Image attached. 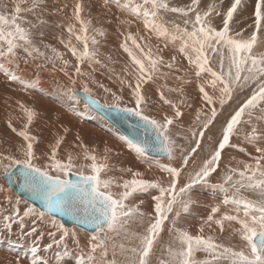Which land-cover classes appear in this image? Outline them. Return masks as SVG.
<instances>
[{
    "label": "snow or ice",
    "instance_id": "1",
    "mask_svg": "<svg viewBox=\"0 0 264 264\" xmlns=\"http://www.w3.org/2000/svg\"><path fill=\"white\" fill-rule=\"evenodd\" d=\"M29 2L30 6L22 7L23 4ZM41 3L42 0H13V8L10 12L7 11L6 5L3 6V10H0V60L3 61L0 63V70L3 71L8 80L23 79L17 74L21 60L27 64L29 59H36L37 57H45L47 60L53 59L41 52L34 42L36 34L34 30L46 25L47 21L37 16L36 22H33L26 15H23L24 13L35 14ZM199 5L200 0H190V4L185 7H172L169 0H142V2L128 0V4L125 5V10L129 11L130 15L140 18L144 29L154 35L157 40L163 41L165 48L169 45L175 46L178 53L187 60L197 81L199 98L203 105L208 108L207 112L203 108L196 110L195 127L189 129L194 146L185 153V149L178 145L177 141L170 135V126L174 124L175 120L183 116V112L177 104L167 99L162 89H158L160 99L174 109V116L165 115L162 120H158L145 114L142 107L146 104L145 95L142 91L143 85L157 79V74L160 73L162 66L172 70L176 63V57L172 56L166 62L164 56L160 54L163 49L157 48L154 53L152 47L145 41V37H139V41H144L141 44L132 33L127 34L121 47L128 53L133 67L131 72L126 68L125 73L132 75L135 83L133 85L126 80H121V83H128V86L132 88L134 106L120 107L123 97L112 93L114 100L109 107L119 108L121 112L138 117L154 131L156 140L152 144L128 137L122 138L127 147L134 151L138 157H145L151 150L165 153L168 160L172 161L176 159V149H180V166L161 165L157 162L156 166L162 173L167 174L166 178L149 180L143 178L144 173L140 171H133L131 168L124 169L123 171L131 174V179H122V182L118 183L117 186L123 188V191L114 194L110 187L115 181L113 179L101 180V172L108 168L106 163L108 156L103 157L104 162L97 163V156L90 154L86 146L81 145L85 148V158L92 161L90 175H84L83 171L80 172L84 184L88 185L90 189L86 192L78 184H73L63 178L72 170L74 163L71 154L68 155L66 163L56 158V150L61 140L56 141L50 157V168L56 174H52L48 169L34 163V160L37 159L33 147L36 137L31 136L28 132V126L32 122L34 112L21 105V108L27 113V123L24 125V130L18 133L27 141L26 146L22 149L24 158L4 157V159L11 160V164L6 167L5 171L7 173L13 165L22 166L26 190L33 197L42 200L49 212L59 211L75 215L81 211V205L84 206V219L80 222H87L90 227L95 229V232L88 242L87 251L81 249L76 256V264H152L151 257L157 237L163 231L164 223L169 220V215L172 213L175 215L172 218V227L169 232L174 239L167 247V259H159V264H214V262L221 260H227L229 264H264V147L260 146L261 142H264V130L252 126L251 130L245 134V140L252 144L255 151L259 153L258 156L253 157L252 163L241 162L243 163L242 169H228L222 183L210 184L208 179L218 170L221 154L226 146H229L231 138L237 133L238 126L242 124L251 125L252 117L256 112H260L256 118L257 123H264V53L257 54L254 51L259 43L264 42L261 40V37H264V0H255L253 31L247 38L243 37L242 32L232 34L230 27V22L233 20L238 6L241 5V0H232L230 7L223 13L222 27L219 29L213 26L210 21L211 14L215 11L214 7L209 6L207 10L201 12L198 10ZM82 10L81 3L77 2L74 7V19L80 25L79 31L75 30L74 25H68L67 31L70 39L67 42L61 40V43L71 51L72 55L77 57L78 62L75 67L77 75H87L81 71L80 67L85 61L100 63L97 58L98 50L95 48L90 50L89 48V40H91L92 45H96L98 41L95 35L89 36L91 20L82 19ZM168 12L178 13L182 18V23L166 21L164 14ZM216 15H221V13L217 11ZM121 23L131 22L121 21ZM169 24L171 27L168 26ZM60 26L57 25V27ZM93 31L100 36L104 35V31L101 29H93ZM39 35L43 36L44 33L41 31ZM73 36L77 42L82 44V50L72 43L71 37ZM129 41L138 50L139 55L129 48ZM51 51L56 58H63L55 48H52ZM21 53L24 55L21 56ZM213 55L219 56L218 68L216 69L211 66ZM64 63L67 64L68 61L65 60ZM61 70L63 71V69ZM176 71L179 69L177 68ZM65 74L67 75V73ZM163 75L168 74L164 73ZM206 76L207 79H205ZM176 79L182 80L184 83L191 82L181 76H177ZM38 82L37 80L36 83ZM253 85L255 87L251 94L222 125L219 140L214 141L211 136L208 137L210 145L215 143L216 146L202 161L201 165L189 173L187 181L181 185L182 173L188 167L190 160L195 162L192 159L194 154L201 149L206 132L210 131V126L217 119V100L220 108H223L233 98V93L237 89H244ZM99 87L103 88L105 92H111V89L105 88L103 84H99ZM209 88L212 90L211 92L208 90ZM167 90L178 92L183 97V87ZM83 91L90 93L87 84L84 85ZM217 92L219 93L218 96L215 95ZM65 94L72 100L77 99L72 90ZM89 98L91 99V97ZM185 99L182 98L180 103H185ZM92 102L97 103L94 100ZM87 106L86 104L85 107ZM201 116H205L206 119L201 120ZM246 116L248 119H245ZM9 127H12L11 123H9ZM12 130L16 131L15 128ZM183 139L187 140L189 137L184 136ZM77 140H79V136H77ZM108 151L106 148L105 152ZM237 176L238 178L234 179ZM9 179H11V175H9ZM165 179L167 180L166 184ZM197 185L219 190L225 194L222 204L233 206V214L225 212L218 219H214V217L220 213V205L213 206L204 224L211 227L212 223H215L222 232L224 221L236 222L239 225L236 231L241 239L246 242L244 248L235 250L233 247L218 243L212 236L206 237L203 234L204 225L199 228L197 234H192L188 229L178 226L181 212L187 213L193 203L190 193ZM149 189H158L159 194L152 197L155 204L153 212L149 214L150 222L147 228L143 234H132L138 241L135 246L126 248L124 243L119 245L112 243L110 254L109 241L113 237L109 234L120 236L123 233L125 238H128L130 221L135 217L145 216L139 206L143 204L142 200L139 204L131 206L125 201L134 193L145 192ZM241 189L258 190L260 199L253 201L240 196ZM89 207L92 209L91 212L88 210ZM33 214L39 221L44 220L45 214L32 208L24 211L23 216L28 217ZM18 216L19 211L16 210L14 215L0 217L4 222L5 229H11L13 220ZM20 223L23 225V218L20 219ZM33 223L35 224L36 221L34 220ZM52 223L55 224V221ZM59 229L63 230L62 234L58 240L53 241V244L58 247L63 245V252H57V256L71 255L64 243L69 232L63 228V225H60ZM36 232L37 228L33 227L29 235ZM49 235L54 236L55 233H49ZM72 235L75 237L74 233ZM74 242L79 248V241L74 239ZM53 244H49L47 247L52 248ZM35 250L34 248L33 251ZM198 251L208 253L211 260L197 261L195 253Z\"/></svg>",
    "mask_w": 264,
    "mask_h": 264
},
{
    "label": "rangeland",
    "instance_id": "2",
    "mask_svg": "<svg viewBox=\"0 0 264 264\" xmlns=\"http://www.w3.org/2000/svg\"><path fill=\"white\" fill-rule=\"evenodd\" d=\"M137 1L142 2V0H137ZM209 1H211V2L209 3ZM209 1L208 0H205V1L200 0V5H202L204 7V11L207 10V8L209 6L215 7L214 8L215 11H213L214 13L212 12V14H211L210 21L213 24V26H215L219 29L220 27H222V19H223L222 14L224 12H226L228 7H230L232 0H209ZM242 1L244 2L246 0H241V5L238 6L237 12L234 13L233 20L230 22V27L232 29V34H235L236 32H242L243 37L247 38L251 34V32L253 31L252 25H253V20H254L253 13H254L255 0H253L254 3L252 2V5H250L251 9H249L250 7H246L248 9L245 12L243 10L244 4ZM77 2L81 3V5H82V9H83L81 12L82 19H84L86 21L91 20V24L89 25V36L95 35L97 41H99L96 45H92L91 40H89V48H90V50H92L93 48L98 50V57L97 58L100 60V63L96 64V63H90L89 61H86L80 65L81 71L86 73L87 75H77L76 74L75 67H76L77 62H78L77 57L73 56L71 51L68 48H66L64 44L61 43V40H64L65 42H67L70 39V36L68 34V31H67L68 25H74L75 30H77V32L79 31L80 25L74 19V7H75V4ZM118 2H121V4L119 5L120 8L118 6V8L116 7L115 9H113V7ZM202 2H204L205 4ZM248 2H250V1L248 0L246 3L248 4ZM71 3H74V4L72 5ZM169 3H170V6H172V7H185V6L190 4V0H169ZM127 4H128V0H94V2H93V0H55V1L54 0H42L40 8H38L36 10L35 14H33V13H24L23 14V15H26L27 18L29 20H32L33 22H36L37 16H39L40 18L47 21L46 25L34 30L36 33L34 36V42H35V45L40 48L41 52H44L46 56L52 57L53 59L47 60V59H45V57H37L36 59H30L31 64L28 63L27 65L30 64L31 69L30 68H23L21 63H20V69L17 72V74L20 75L21 77H23V79L22 80H16V81L7 80V81L3 82V85H5L4 89L7 86H9L10 88L7 89V90H9L7 93H2L4 90H2V92L0 93V99H1L0 100V174H3L0 176H4L5 174H7L10 171V169L13 166H15V165H13L8 170V172L6 173L5 169L9 164H11V160L10 159H4V157H15L17 159H23L24 158V154H23L22 149L26 146L27 141H25L23 139V137H21L18 134L20 131L24 130V125L27 123V113L24 111V109L21 108V105H23L25 108L31 109L34 112L32 122L28 126V132L31 136L36 137V140L33 142V147H34L35 155L37 157V159L34 160V163L37 166L48 169L49 171L52 172V174H56L55 171L50 168V165H51L50 157H51L53 146L56 144V141L61 140V143L56 150L57 151L56 158L58 160L66 163L68 155L71 154L73 157L74 167L72 168V170L69 173H75L77 175H80V172L83 171L84 175H90L91 174L90 165H91L92 161L90 159L85 158V155H84L85 148L81 147V145H83V146H86V148L90 154H94L97 156V158H98L97 163L104 162L103 157L105 155L108 156V160L106 161V163L108 164V168L101 172V180L113 179L115 181V183H113L110 187V190L112 188L116 189L113 191L111 190L114 194H119L120 192L123 191V188L118 187L117 184L121 183L122 179H131V177L128 178V176L122 175L126 172V171L123 172V170L128 169L130 167H128V166L123 167L118 162L115 163V162L109 161V156L112 157V156H116L119 153H121L122 150L118 144H121L123 150H127L128 152L132 151L131 149H129L127 147L125 140L122 139L124 136L119 131H117L114 127H112L109 123H107L103 118H101L99 115H97L96 113L91 111L88 107H85L84 105H86V104L80 98L76 97L77 98L76 100H72L65 93L69 90L83 91L84 85L87 84L88 88L90 89V93H88V94H90V96H94L93 98L96 99L101 104H103L104 106L109 107V105H112L113 100H114L112 93H115L118 96L119 95L122 96L124 94V96H122L123 100L120 102V107L134 106V98L132 96V88H130L128 86V83H121V80H126L129 83H133V85L135 83L134 77L132 75H127L125 73L126 68L128 69L129 72H131L130 70H132L133 65L131 62V58L129 57L128 53L125 52L124 49L121 47V44L124 43L125 38L129 32L132 33L134 36H136L138 42H140L141 44H143L144 41H139V37L140 36L145 37V41L147 40L146 42L152 47L154 53L157 50L156 48H159L160 43L158 44L157 42H155L153 40L156 38L154 35L151 34L152 37H150V34H147L145 32L147 30L144 29V27L142 25V20L140 18H138L134 15H130L129 11H127V10L124 11L125 5H127ZM5 5L7 6V11L10 12L13 8V0H0V10H3V6H5ZM97 5L98 6L100 5V6L98 7ZM28 6H30V2L28 4L22 5V7H28ZM95 7L98 9H96ZM203 7L199 6L198 10L201 11L203 9ZM43 8H45V9H43ZM64 8H66V9H64ZM123 8H124V10H123ZM58 9H59V11H58ZM99 9H101V10H99ZM116 10H117V12H116ZM62 11L65 14L67 13L68 15L67 14L65 15ZM119 11H121V12H119ZM217 11H219L221 13V15L216 16ZM240 13H242L244 15V17L242 19L238 18ZM120 14H121V16H120ZM51 19L53 22L51 21ZM164 19L166 21H174L176 23H182V18L180 17V15L178 13H171V12L165 13ZM62 21H64L66 29H63L64 27L62 28V24H61ZM121 21H130L131 23H121ZM52 23H54V24H52ZM57 25H61V26L57 27ZM170 25L171 24H169L168 26L171 27ZM93 29L103 30L104 35L100 36V35L96 34L93 31ZM41 31L44 33L43 36L39 35V32H41ZM63 33H64V35L66 34V36H64ZM66 39H68V40H66ZM71 40H72V43L78 49L82 50V47H83L82 44L77 42L75 40L74 36L71 38ZM261 40L264 41V37H261ZM114 42H115V45L113 44ZM116 43H117V46H116ZM46 46H48V47H46ZM128 46H130L129 48H131L137 55H139L138 50H135V47L131 44V41L128 42ZM52 48H55L57 50V52L62 55L63 58L62 59L56 58L55 54L51 51ZM122 51L124 53H127V54H124ZM254 51L257 54L264 53V42L259 43L258 47ZM119 52L124 56L122 57V55ZM177 53L178 52L174 51L173 56L176 57V62L178 64L175 63V66L172 70H169L163 66L160 68L161 71L168 74L167 76L169 77V79H168L166 84L167 85L169 84V86H164V85L159 84V89L161 88L165 93V97L166 98L168 97L167 99H169L171 101H172V98L177 99V96L180 97L181 99L183 97L186 98L185 104L183 103V105L180 102L179 103H177V101L174 102L177 104L178 107H180V110L184 109L187 112V110H189V109L192 111L193 109L197 110V109L203 108L204 111L207 112L208 108L204 107L203 102L199 98L200 93H199L198 87L196 85L197 81H196L194 75L192 74L188 63H183V59H182L181 54L178 53V56H180L178 58ZM20 55L23 56L24 54L21 53ZM161 55L164 56V59L166 62L169 61L170 58L172 57V56L166 55V53H164L163 51L161 52ZM167 56H169L168 60H167V58H168ZM113 57H114V59L116 58L117 60L116 59L114 60ZM178 59L180 62H178ZM65 60L68 61L67 64L64 63ZM218 60H219L218 55H213L211 57V66L213 68L215 67L214 69L218 68ZM129 61H130V63H128ZM124 62H126V63H124ZM0 63H3V61L0 60ZM117 64L121 68L116 66ZM122 64H125V65H122ZM186 64H187L188 69L185 68ZM34 66L36 68L42 67L43 70L46 69L44 74L48 72L50 75L49 76L41 75L38 72V68L35 69ZM182 66H184V68ZM117 67L119 68L118 70L115 69ZM175 67L178 68L180 71H176ZM61 69H63V71ZM120 69H121V71H120ZM187 70H188V72H187ZM65 73H67V75ZM123 73H125L126 75ZM185 73H186V75H185ZM172 74H175V75L173 76ZM177 76H182L186 80L191 81L190 83L185 84V86L188 88H186L184 86V82L182 80L175 79ZM37 80L39 81L38 83H36ZM62 80H64V82ZM173 80H174V82H173ZM175 80H177V81L175 82ZM73 81H74V83H73ZM194 81L196 84L194 83ZM9 83L12 84V87L10 86ZM101 83L105 86V88H107L108 85H111V86H109V89L112 88L111 92H105L103 88L99 87V84H101ZM150 83H154V82L149 81V84L148 83H146V84L149 85V89L153 90V88H151ZM113 84H116L115 87H113ZM146 84H144L143 85L144 87H142V91H143V93L145 95V99H146V104L142 106L144 108L145 114L152 116L158 120H162V118L157 117L153 113L154 107L158 108V109L163 107L164 110H166L168 112L173 111V113H174V109L170 105L163 104L162 101L155 100V97H156V91L155 90H153V91L149 90V92L145 90ZM180 84H181V86H183V90H184L183 97L178 92L174 93V92H169L167 90L169 88L181 87ZM188 84H190V85L188 86ZM74 85H75V87H74ZM78 85H80L79 86L80 88L78 87V89H77L76 86H78ZM170 85H172V86H170ZM13 86L18 87V90L15 91V93H14L15 95L10 94L12 92V90L14 89ZM43 87L45 88V91L43 93H41V88H43ZM254 87L255 86L253 85L252 87H248V88H244V89H237L233 93V98L230 101H228L223 106V108H220L219 101L217 100V103H216V107L218 110L217 119L213 122V125L210 126V133L213 131L211 135L214 137L213 138L214 141L219 140V138L221 136L222 125L224 124L226 119L230 118V115L233 114L234 111L239 107V105L242 104L243 101L251 94V91L253 90ZM185 89L186 90L188 89V90L186 91ZM189 90H192L193 92H191ZM208 90L210 92L212 91L211 89H208ZM39 91H40V93L38 94ZM32 92L33 93L36 92L37 95L43 94V96L46 97L47 100L51 101L52 103H54L58 107H60V108L64 107V110L56 109L55 106H53L52 103L47 102L45 100V98L42 99V98L37 97V96L36 97L32 96ZM191 93H192V95H191ZM195 93H197V94H195ZM185 95H186V97H185ZM215 95L218 96L219 93L217 92V93H215ZM1 96H4L6 98H3ZM2 99H4V100H2ZM194 102H196L198 104L197 106H199L200 108H196L195 104H193ZM189 105H191V107H189ZM73 108H74V110H73ZM56 111H58V112H56ZM74 112H75V117L73 114ZM223 112H224V114H223ZM77 113L79 114V116H77L78 115ZM64 115H66V116L64 117ZM70 115H72L73 118H70L71 117ZM259 115H260V112H256L253 115L251 125L242 124V125L238 126L237 133L231 138L229 146H226V149L224 151H226L227 149L235 148V146H233V143H235L234 140L237 139V136H239L240 134L242 136L243 135L245 136V134L251 130L252 126H256L259 129L264 130V123H257L256 118ZM67 118L72 119V120H69ZM77 118H78V120L87 119L90 122H92L93 124L97 123L98 126L101 125L103 127L102 129L108 130L109 132L112 133V135H110L111 138L113 137L112 138L113 141L118 143V144H113L112 146H105L102 149L100 146V140H95L92 137L84 135L85 131H81L80 130L81 128L78 129V128L73 127V125H76L74 121L75 120L77 121ZM187 119H188V121H187V123H185V126H184V128H186V129H184L183 127L182 128L179 127V125H177L176 122H174V124L172 126H170V128L173 127L176 130V132H174V134L172 136L173 139H175V136H176L175 134L181 135V136L178 135L179 137L176 136L175 140L178 142L177 143L178 145H180L182 147L184 146L185 153H187V151H190L191 146L192 147L194 146V145H192L194 143L191 141L190 133L185 131V130H188L190 128H193V126H195V123H194L195 116L188 115ZM204 119H206V117L201 116V120H204ZM245 119H248V117L246 116ZM9 123H11V125H12L11 128L9 127ZM77 125L80 127L79 124H77ZM12 128H15L16 131L14 132L12 130ZM181 130H182V132H181ZM71 133L73 135H71ZM184 133H186V134H184ZM187 135L189 137V139H187L188 142H186L185 139H183V137L187 136ZM77 136H79V140H77ZM216 136H218V137H216ZM96 137H98V135H96ZM178 138L179 139L182 138L183 143L181 141H178L179 140ZM184 141H185V143H184ZM180 143H182V144H180ZM212 144L214 145L215 143H212ZM247 144L252 145V144L248 143L247 141H245V145H247ZM260 145L262 147H264V142H261ZM106 148L109 150L107 153L105 152ZM252 148H254V146ZM178 150L180 151L179 148L176 149V151H178ZM211 151H212V149L210 150V153H211ZM251 151H252V149H250V151H248V152H251ZM253 151L251 152V154L253 153V156H251L250 158L248 157L249 159L252 158V160H253V157L259 155V153L256 154V151L254 149H253ZM222 153H224V152H222ZM199 154H201V153L197 152L196 154H194L195 158H196L194 161H197V162L193 163L195 166L194 170H196V168H198L202 163L201 159H199V157H198ZM222 156L223 155H221V157ZM143 158H144V161H146V162L150 161L152 163H155V165L150 163V168L152 169V171L157 167L156 166L157 162H159V164H161V165L168 164L170 162L169 160L167 161V160H163V159H153V158H150L147 156H145ZM174 161H175V159L171 161L172 166H175ZM180 163H181V159H180ZM191 164L192 163H190V165ZM221 164H222V160L220 162V165ZM220 165H219V167H220ZM218 170H219V168H218ZM127 173L128 172H126L125 174H127ZM215 173H213L208 178L209 183L210 184L222 183L224 176L226 174H224V172H222V175H221L218 182H211L213 175ZM64 177L66 178L67 175ZM162 177L166 178L167 175L165 176V174H161L159 178H162ZM143 178L149 179V180L155 179V178L153 179V176H151V173L149 174V176L144 174ZM237 178H238V176L234 177V179H237ZM166 183H167V180L165 179V184ZM4 185H6V184H4ZM6 188H8V187L6 186ZM8 190H9V188H8ZM101 190H103V189H101ZM0 191H1V184H0ZM193 191L196 192V194L200 193L206 197L212 198L220 204L222 203V200H223L224 195H225L224 193L220 192L219 190H213L211 187L204 186V185L195 186L191 190V192H193ZM257 191L258 190L253 191L251 189H241L239 195L244 197V198H247V199H250L253 201H257L260 199V195ZM9 192L11 193V196L0 199V217H2L4 215H14L16 210L19 211V216L13 220L11 229H5L4 222L2 221V219H0V247H8V248L21 250V251H25L27 253H30L33 257L37 258V262H42V260L44 259L43 263H47V264H76V256L79 254V252L74 251L73 249L74 248H77L78 250L83 249L85 252L87 251V249L85 248L86 245H83L82 248L77 247L76 243L74 242V239L78 240L80 245H81V243H80L81 241L79 238L73 237L72 233L76 232V233H74L76 236L78 231H81V232H83V231L78 229V228H75V227L74 228H67V227L63 226V228L67 229L69 232V236L65 238L64 243L67 245L69 251L71 252V255H68V256L61 255L60 257H58L57 252H61V253L63 252V245L58 247L57 245L53 244V241L58 240L62 234L63 230L59 229V226L62 225L60 223V221L54 217H51L50 215H48L46 213H44L45 216H44V220L42 222L37 219L35 214L28 216V217H24L23 213L27 209H29V208H32L35 210H37V209L34 208L33 206H31L30 204H28V203L20 200L19 198H17L16 195L12 193V191L9 190ZM145 194H146V196H145ZM158 194H159L158 189H149L148 191H145V192L134 193L132 197H130L127 201H125L126 204L131 206L134 204V202H135V204H137V203L139 204V201H141L142 198L146 197L147 201L142 200L143 204L139 205L140 208H143V209H141V211H143L145 213V216L135 217V218H133V220L130 221V223L128 225V228H129V237L128 238H125L123 233L120 236H116L115 234L110 233L111 236L113 237V239L109 241L110 245H112V243H116L117 245H119L120 243H124L125 247L127 248V247H131L130 244H132V246H135L138 243V241L134 238V236H132V234L136 233L137 231H140L137 233L143 234L144 230L147 228L148 223L150 222V215H149L148 211L151 210V212H150V214H151L153 212L154 204H155V203H153L155 201L152 199V197L155 195H158ZM229 195H231V193H229ZM191 199H192V197H191ZM17 201H19V202L17 203ZM144 203L147 205H145ZM141 205L143 207H141ZM229 207L231 209V210H229L231 213L233 206L231 204H229ZM209 208H212V206L210 204H207L206 202H203L200 200L193 201V203L191 204L189 211L187 213L181 212V216H180L179 221H178V226L186 228L188 230H190L191 228L192 229L195 228L196 231H195V229L194 230L191 229L190 232L194 231L192 234H197L199 232V228L202 225H204V232L205 233H203V234L206 237L212 236L218 243L221 242L222 244H224V242H225L226 246L233 247L235 250H240L241 248H244L246 246V242H244L241 239L239 233L236 231V229L239 228V225L236 224V222L224 221V230L222 232L220 230V227L215 225V223H212L211 227L204 224L205 220L207 219V216L211 213V210ZM221 209H224V208H222L220 206V211H221ZM37 211L41 212L39 210H37ZM219 214L220 213L216 214L214 219L220 218ZM174 215H175V213H172L169 215V220L165 221V223H164L163 231L157 237V241L155 243L156 245H154V252L152 255V257L154 259L151 258L152 264H159V259H161V258L167 259V254L166 253L164 254V252H166L167 247L169 246V244L172 243V241L174 239L173 235L170 232L168 234V237L166 236L167 235V224L170 223V228L172 227L171 221H172V218L174 217ZM21 218H23V225H21V223H20ZM34 220L36 221L35 224L33 223ZM52 221H55V224H53ZM145 221H147V222H145ZM33 227L37 228V232L29 235V233L31 232V229ZM214 229H215V231H214ZM49 233H55V235L51 236V235H49ZM83 233H85V232H83ZM86 234L93 235L92 233H86ZM170 234H171V236H169ZM167 238H169V239H167ZM225 238H229L230 240L225 239ZM49 244H53V247L48 248L47 245H49ZM228 244H231V245H228ZM232 244H234V245H232ZM38 246H40V248ZM173 246H175V245H173ZM34 248L36 249L35 251H33ZM157 249L160 252H157ZM197 255H199V257H197ZM195 258L197 261H204L206 259L211 260L209 254L204 252V251L196 252ZM0 264H13V259H12V257L5 255L4 257H0ZM214 264H229V261L221 260L219 262H214Z\"/></svg>",
    "mask_w": 264,
    "mask_h": 264
},
{
    "label": "bare ground",
    "instance_id": "3",
    "mask_svg": "<svg viewBox=\"0 0 264 264\" xmlns=\"http://www.w3.org/2000/svg\"><path fill=\"white\" fill-rule=\"evenodd\" d=\"M55 1V0H54ZM205 1V0H204ZM209 1V0H208ZM248 0H246V1H242L243 2V4H244V6H243V10H244V12L248 9V8H246V7H250V5H252V2H253V0H249L250 2H248V4L246 3ZM63 2V1H62ZM68 2V1H67ZM93 2H94V0H93ZM138 2V1H137ZM207 2V1H206ZM211 1H209V3H210ZM64 3V2H63ZM75 3V2H74ZM74 3H71L72 5L74 4ZM202 3H204V2H202ZM208 3V2H207ZM254 3V2H253ZM55 4V3H54ZM97 4V3H96ZM102 4V3H101ZM121 4V2H118L114 7H113V9H115L116 7L118 8V6ZM205 4V3H204ZM60 5V4H59ZM56 6V5H55ZM58 6V5H57ZM61 6V5H60ZM59 6V7H60ZM64 6V5H63ZM70 6V5H69ZM98 6V5H97ZM100 6V5H99ZM98 6V7H99ZM200 7H203L202 5H199ZM65 7V6H64ZM72 7V6H71ZM94 7V6H93ZM207 7V6H206ZM11 8V7H10ZM53 8V7H52ZM96 8V7H95ZM119 8H120V6H119ZM215 8V7H214ZM42 9V8H41ZM43 9H45V8H43ZM64 9H66V8H64ZM70 9V8H69ZM92 9V8H91ZM96 9H98V8H96ZM242 9V8H241ZM249 9H251V7L249 8ZM71 10V9H70ZM99 10H101V9H99ZM118 10V9H117ZM117 10H116V12H117ZM121 10V9H120ZM123 10H124V8H123ZM64 11V10H63ZM62 11V12H63ZM66 11V10H65ZM95 11V10H94ZM93 11V12H94ZM124 11H126V10H124ZM204 11V7H203V9L201 10V12H203ZM54 12V11H53ZM119 12H121V11H119ZM56 13V12H55ZM64 13V12H63ZM96 13V12H95ZM124 13V12H123ZM214 13V12H213ZM65 14V13H64ZM63 14V15H64ZM67 14V13H66ZM65 14V15H66ZM73 14V13H72ZM60 15V14H59ZM64 15V16H65ZM68 15V14H67ZM215 15V14H214ZM223 15V14H222ZM120 16H121V14H120ZM217 16V15H216ZM68 17V16H67ZM244 17V15L242 14V13H240L239 14V17L238 18H240V19H242ZM53 19V18H52ZM52 19H51V21H52ZM69 19V18H68ZM50 20V19H49ZM212 20V19H211ZM214 20V19H213ZM57 21V20H56ZM53 22V21H52ZM55 22V21H54ZM213 22V21H212ZM64 23V21H62V28L63 29H66L65 28V23ZM52 24H54V23H52ZM142 25H143V22H142ZM171 26V25H170ZM121 29V28H120ZM242 29V28H241ZM132 30V29H131ZM77 31V30H76ZM117 31V30H116ZM120 32V31H119ZM147 34H150L148 31H145ZM69 34V33H68ZM63 35H64V33H63ZM124 35V34H123ZM64 36H66V34L64 35ZM110 36V35H109ZM117 36V35H116ZM148 36V35H147ZM62 37V36H61ZM69 37V36H68ZM107 37V36H106ZM114 37V36H113ZM150 37H152L151 36V34H150ZM154 37V36H153ZM72 38V37H71ZM106 39V38H105ZM111 39V38H110ZM148 39V38H147ZM151 39V38H150ZM66 40H68V39H66ZM115 40V39H114ZM152 40V39H151ZM155 42H157L158 44L160 43V45H159V48L160 49H163V52L164 53H166V55H169V56H173V53H174V51L175 52H178L177 51V48L175 47V46H173V45H169L167 48H165L164 47V42L163 41H161V40H157L156 38L155 39H153ZM147 41V40H146ZM153 41V42H154ZM75 42V41H74ZM99 42V41H98ZM106 42V41H105ZM110 42V41H109ZM116 42V41H115ZM115 42L113 43L114 45H115ZM111 43V42H110ZM107 44V43H106ZM112 44V43H111ZM151 44V43H150ZM153 45V44H152ZM116 46H117V43H116ZM115 46V47H116ZM154 46V45H153ZM158 46V45H157ZM106 47V46H105ZM120 47V46H119ZM130 47V46H129ZM157 49V48H156ZM136 50V49H135ZM155 50V49H154ZM120 51V50H119ZM113 52V51H112ZM123 52V51H122ZM120 53V52H119ZM124 53V52H123ZM121 54V53H120ZM124 54H127V53H124ZM161 54V53H160ZM163 54V53H162ZM122 55V54H121ZM165 55V54H164ZM112 56V55H111ZM124 55H122V57H123ZM169 56H167L168 58H167V60L169 59ZM182 56V55H181ZM127 57V56H126ZM177 57L179 58L180 56H178V53H177ZM125 58V57H124ZM113 59H114V57H113ZM112 59V60H113ZM116 59V58H115ZM114 59V60H115ZM122 59V58H121ZM182 59H183V63H187V60L186 59H184V57L182 56ZM117 60V59H116ZM123 60V59H122ZM127 60V59H126ZM86 62V61H85ZM111 62V61H110ZM113 62V61H112ZM122 62V61H121ZM178 62H180L179 61V59H178ZM20 63H21V65H22V67L23 68H30L31 67V61H30V59H29V62L28 63H30L29 65H27V64H24V62H23V60H21L20 61ZM124 63H126V62H124ZM128 63H130V61L128 62ZM177 63V62H176ZM178 64V63H177ZM33 65V64H32ZM122 65H125V64H122ZM116 66H118V64L116 65ZM115 66V67H116ZM131 66V65H130ZM35 67V66H34ZM118 67H120V66H118ZM115 68V69H119V68ZM183 68H184V66H182ZM38 68V67H37ZM36 67H35V69H37ZM121 68V67H120ZM131 68V67H130ZM176 68V67H175ZM185 68H187V64H186V67ZM215 68V67H214ZM31 69V68H30ZM45 69V68H44ZM177 69V68H176ZM188 69V68H187ZM46 70V69H45ZM45 70H43V68L42 67H39L38 68V72L41 74V75H43V76H49L50 74L47 72V73H45L44 74V72H45ZM165 70V69H164ZM35 71V70H34ZM120 71H121V69H120ZM124 71V70H123ZM131 71V70H130ZM180 71V70H179ZM36 72V71H35ZM37 72V73H38ZM92 72V71H91ZM166 72V71H165ZM183 72V71H182ZM185 72V71H184ZM187 72H188V70H187ZM54 73V72H53ZM52 73V74H53ZM169 73V72H168ZM123 74H125V73H123ZM164 74V72L163 71H161L160 70V73H158L157 75H158V78L157 79H154L152 82H154V83H150L151 84V88H153V90H155L156 91V97H155V100H157V101H162L161 99H160V95H159V91H158V89H159V84H161V85H164V86H169V84L167 85L166 83H167V81H168V79H169V77L166 75H163ZM126 75V74H125ZM173 76L175 75V74H172ZM183 75V74H182ZM185 75H186V73H185ZM188 75V74H187ZM170 76V75H169ZM190 76V75H189ZM182 77V76H181ZM49 78V77H48ZM188 78V77H187ZM208 77L206 76L205 77V79H207ZM60 79V78H59ZM65 79V78H64ZM176 79V78H175ZM8 79H7V77L3 74V71L2 70H0V93L2 92V90H4L2 93H7L9 90H7L8 88H10L9 86H7V87H5V89H4V86L5 85H3V82L4 81H7ZM101 80V79H100ZM54 81V80H53ZM63 82H64V80H62ZM66 81V80H65ZM171 81V80H170ZM177 80H175V82H176ZM173 82H174V80H173ZM179 82V81H178ZM193 82V81H192ZM148 84H149V82H147ZM157 83V84H156ZM194 83H195V81H194ZM10 84V86L12 87V84L11 83H9ZM102 84V83H101ZM106 84V83H105ZM133 84V83H132ZM148 84H146V86H145V90L146 91H148L149 92V90L150 91H153L152 89H149V85ZM178 84V83H177ZM185 84H187V83H184V86H185ZM196 84V83H195ZM65 85V84H64ZM76 85V84H75ZM75 85H74V87H75ZM115 85L116 84H113V87H115ZM183 85V84H182ZM190 84H188V86H189ZM197 85V84H196ZM20 86V85H19ZM68 86V85H67ZM80 85H78V86H76L77 87V89H78V87H79ZM109 86H111V85H108V87L107 88H109ZM170 86H172V85H170ZM177 86V85H176ZM180 86H181V84H180ZM65 87V86H64ZM144 87V86H143ZM181 87H183V86H181ZM186 87V86H185ZM13 90H12V92L10 93V94H14L15 93V91H17L18 90V87H16V86H13ZM80 88V87H79ZM111 88V87H110ZM186 88H188V87H186ZM72 89V88H71ZM112 89V88H111ZM161 89V88H160ZM190 89V88H189ZM210 89V88H209ZM186 90V89H185ZM188 90V89H187ZM186 90V91H187ZM45 91V88L43 87V88H41V93H43ZM189 91H191V92H193L192 90H189ZM72 92L74 93V94H76V93H85L84 91H80V90H72ZM184 92V91H183ZM40 93V91L38 92V94ZM168 93V92H167ZM175 93V92H174ZM198 93V92H197ZM197 93H195V94H197ZM17 94V93H16ZM86 95H90V94H88V93H85ZM190 94V93H189ZM15 95V94H14ZM41 95V96H40ZM40 95H37V93L35 92V93H33L32 92V96H37V97H40V98H42V99H44L45 98V100L47 101V102H50V103H52L51 101H49V100H47L46 99V97H44L43 96V94H40ZM178 95V94H177ZM191 95H192V93H191ZM46 96V95H45ZM119 96H121V95H119ZM122 96H124V94L122 95ZM1 97H3V98H6V97H4V96H1ZM89 97H94V96H89ZM126 97V96H125ZM172 97V96H171ZM185 97H186V95H185ZM197 97V96H196ZM79 98V97H78ZM168 98V97H167ZM170 98V97H169ZM176 98V97H175ZM184 98V97H183ZM194 98V97H193ZM9 99V98H8ZM81 99V98H80ZM171 99V98H170ZM178 99V100H177ZM177 99H173L172 98V101L173 102H176L177 101V103H179L180 101L179 100H181V98L180 97H178L177 96ZM1 100V99H0ZM2 100H4V99H2ZM10 100V99H9ZM82 100V99H81ZM198 101V100H197ZM82 102V101H81ZM5 103V102H4ZM14 103V102H13ZM160 103V102H159ZM162 103L163 104H165L163 101H162ZM161 103V104H162ZM201 103V102H200ZM199 103V104H200ZM230 103V102H229ZM81 104V103H80ZM185 104V103H184ZM193 104H195V106H196V108H200L199 106H197L198 104L196 103V102H194ZM236 104V103H235ZM52 105L53 106H55V108L56 109H61V110H64V107L63 108H60V107H58L57 105H55L54 103H52ZM103 105V104H102ZM183 105V104H182ZM201 105V104H200ZM6 106V105H5ZM80 106V105H79ZM85 106V105H84ZM185 106V105H184ZM160 107V106H159ZM183 107V106H182ZM205 107V106H204ZM110 108H113V107H110ZM170 108V107H169ZM180 108V107H179ZM70 109V108H69ZM90 109V108H89ZM192 109V108H191ZM5 110V109H4ZM73 110H74V108H73ZM91 110V109H90ZM168 110V109H167ZM182 110V112H183V116L181 117V118H179L178 120H175L174 122H176V124L177 125H179V127H183L184 128V126H185V123H187V121H188V119H187V116L188 115H192V116H195V114H196V109H193L192 111L190 110H187V112H186V110H184V109H181ZM76 111V110H75ZM92 111V110H91ZM56 112H58V111H56ZM72 113V112H71ZM70 113V114H71ZM79 113V112H78ZM77 113V114H78ZM153 113L157 116V117H160V118H163L165 115H168V116H174V113H173V111H170V112H168V111H166V110H164L163 109V107L162 108H155L154 107V109H153ZM74 114V117H75V112L73 113ZM223 114H224V112H223ZM67 115V114H66ZM66 115H64V117L66 116ZM222 115V114H221ZM71 117L70 118H73L72 117V115H70ZM77 116H79V114L77 115ZM227 116V115H226ZM102 118V117H101ZM203 118V117H202ZM67 119H69V118H67ZM69 120H72V119H69ZM179 121V122H178ZM75 122V124L76 125H73V127L74 128H78V129H80L81 131H85V133H84V135H86V136H89V137H92L93 139H95V140H100V146H101V148L103 149L105 146H112L113 144H118V143H116V142H114L113 141V137L111 138V136L110 135H112V133L111 132H109L108 130H105V129H102L103 127L101 126V125H97V123H95V124H93L92 122H90L89 120H87V119H81V120H78V118H77V121L75 120L74 121ZM217 122V121H216ZM92 123V124H91ZM77 124H79L80 125V127L77 125ZM193 127H195V126H193ZM178 129V128H177ZM184 129H186V128H184ZM212 129V128H211ZM179 130V129H178ZM180 131V130H179ZM185 131H187V132H189V129L188 130H185ZM212 131V130H211ZM174 132H176V130L172 127V128H170V135L171 136H173V134H174ZM181 132H182V130H181ZM213 132V131H212ZM212 132L210 133V131H208V132H206V135H205V139H204V141L202 142V147H201V149L200 150H198V152H200L201 154H199V159H201V162L205 159V158H207V156L210 154V150L211 149H213L216 145L214 144H211L210 145V142H209V140H208V137L209 136H211L212 138H214L211 134H212ZM215 133V132H214ZM182 134V133H181ZM184 134H186V133H184ZM71 135H73L72 133H71ZM96 135H98V137H96ZM177 137H179L178 135H180V134H175ZM174 135V136H175ZM176 136H175V139H176ZM181 136V135H180ZM188 136V135H187ZM183 137V136H182ZM216 137H218V136H216ZM179 139V138H178ZM216 139V138H215ZM178 141H183L182 140V138H180ZM186 142H188L187 140H185ZM185 141H184V143H185ZM235 141V143H233V146H235V148H231V149H227L226 151H223L224 153H222L221 155H223L222 157H221V160H222V164L220 165V167H219V170L213 175V178H212V180H211V182H218L219 181V179H220V177H221V175H222V172H224V174H227V172H228V169H230V168H243V163H241V162H247V163H251L253 160H252V158L251 159H249L251 156H253V153L251 154V152L253 151V149L255 150V148H252L253 147V145H249V144H247V145H245V136L243 135H239V136H237V139H235L234 140ZM190 142V141H189ZM178 143V142H177ZM183 143V142H182ZM182 143H180V144H182ZM119 146H120V148H121V153H119L118 155H116V156H109V161H112V162H115V163H120L123 167L124 166H128V167H130L133 171H140V172H143L145 175H147V176H149V174L151 173V176H153V179L155 178H159L160 177V175L161 174H165V176L167 175L166 173H162L160 170H159V168L158 167H156L153 171H152V169L150 168V163L151 164H154L155 165V163H152V162H146V161H144V158H141V157H138V155L135 153V152H133V151H131V152H128L127 150H123V148H122V146H121V144H118ZM192 145H194V144H192ZM188 146V145H187ZM261 146V145H260ZM192 147V146H191ZM251 147V148H250ZM183 148H184V146H183ZM226 149V148H225ZM224 149V150H225ZM241 149H243V151H241ZM250 149H252V151L251 152H248V151H250ZM254 152V151H253ZM256 154H257V152H256ZM175 156H176V159H175V161H174V163H175V166L176 167H178V166H180V159H181V156H180V151L178 150V151H176V153H175ZM249 157V158H248ZM193 160H195L196 158H195V155L193 156V158H192ZM167 161H168V159H166ZM195 162H197V161H195ZM221 162V161H220ZM168 163V162H167ZM190 163H192L191 165H190ZM190 163H189V165H188V167L184 170V172L182 173V176H181V180H180V182H181V185L183 184V183H185L186 181H187V179H188V175H189V173H191V172H193V171H195L194 170V168H195V166H194V164H193V162L190 160ZM168 164H171V161L168 163ZM14 167V166H13ZM12 167V168H13ZM127 167V168H128ZM11 168V169H12ZM10 169V170H11ZM197 169V168H196ZM123 172H125V171H123ZM126 173V172H125ZM122 174V175H124V176H128V178L129 177H131V174L130 173H127V174ZM71 174V173H70ZM72 174H75V173H72ZM0 175H3V174H0ZM77 175V174H76ZM80 176V175H79ZM67 178V177H66ZM65 177H64V179H66ZM0 184H1V191H0V199H2V198H5V197H9V196H11V193L9 192V190L10 191H12V193L14 194V192H13V190L10 188V186H9V182H7V183H5V180H4V176H0ZM4 184H6V185H4ZM214 184V183H213ZM6 186L9 188V190H8V188H6ZM112 191L113 190H116V189H114V188H112L111 189ZM196 191V190H195ZM254 191V190H253ZM194 192V191H193ZM191 192L190 193V195H191V197H192V200L193 201H195V200H200V201H203V202H206L207 204H210L212 207L213 206H216V205H220L222 208H224V209H221V211H220V216L224 213V212H228L229 214H232L233 213V209H232V211H231V213H230V211L229 210H231L230 209V207H229V205H227V206H225V205H223L222 203L220 204V203H218L217 201H215L214 199H212V198H209V197H206V196H204V195H202V194H196V192ZM200 192V191H199ZM258 192V191H257ZM198 193V192H197ZM259 193V192H258ZM215 194V193H214ZM212 195V194H211ZM145 196H146V194H145ZM17 197V196H16ZM18 198V197H17ZM139 199V198H138ZM137 199V200H138ZM141 199V198H140ZM147 198L146 197H144V198H142V200L143 201H145ZM21 200V199H20ZM23 201V200H22ZM147 201V200H146ZM25 202V201H24ZM140 202V201H139ZM27 203V202H26ZM148 203V202H147ZM153 203H155V202H153ZM134 204H135V202H134ZM133 204V205H134ZM138 204V203H137ZM145 204V203H144ZM145 205H147V204H145ZM144 205V206H145ZM32 206V205H31ZM141 207H143L142 205H141ZM35 208V207H34ZM140 209H143V208H140ZM148 209V208H147ZM210 210H211V208H209ZM146 211V210H145ZM149 212V214H150V212H151V210H149L148 211ZM147 215V214H146ZM149 218V217H148ZM145 222H147V221H145ZM146 224V223H145ZM149 224V223H148ZM143 226V225H142ZM192 226V225H191ZM142 229V228H141ZM169 229H170V223H168L167 224V237H168V234H169ZM192 229V228H191ZM190 229V230H191ZM195 228H193L192 230H194ZM81 230V229H80ZM189 230V231H190ZM217 230V229H216ZM78 231V230H77ZM83 231V230H82ZM195 231H196V229H195ZM198 231V230H197ZM213 231V230H212ZM214 231H215V229H214ZM74 232V231H73ZM83 232H85V231H83ZM83 232H81V231H78V233H77V235L75 236V238H79L80 239V243H81V245H80V247L82 248L83 247V245H86L85 246V248L87 249V245H88V242H89V240H90V238H91V236L92 235H90V234H86L87 232H85V233H83ZM137 232H140V231H137ZM136 232V233H137ZM194 232V231H193ZM193 232H191V233H193ZM74 233H76V232H74ZM205 233V232H204ZM94 234V233H93ZM207 234V233H206ZM211 234V233H210ZM219 234V233H218ZM111 235V234H110ZM169 236H171V234L169 235ZM161 238V237H160ZM174 238V237H173ZM167 239H169V238H167ZM225 239H229V238H225ZM230 240V239H229ZM157 241V240H156ZM169 241V240H168ZM221 241V240H220ZM228 241V240H227ZM135 242V241H134ZM159 243V242H158ZM161 243V242H160ZM167 243V242H166ZM221 243V242H220ZM224 244H225V242H224ZM131 246H132V244H130ZM129 245V246H130ZM156 245V244H155ZM164 245V244H163ZM226 245V244H225ZM228 245H231V244H228ZM232 245H234V244H232ZM39 248H40V246H38ZM74 251H78V252H80V249L78 250L77 248H74L73 249ZM109 250H110V254H111V245H110V242H109ZM161 250V249H160ZM157 252H160V251H158V249H157ZM166 252H164V254H165ZM42 254V253H41ZM159 254V253H158ZM5 255H8V256H10V257H12V259H13V264H47V263H43V260H42V262H37V258H35V257H33L30 253H27V252H25V251H21V250H16V249H12V248H8V247H0V257H4ZM207 255V254H206ZM205 255V256H206ZM204 256V257H205ZM166 257V256H165ZM197 257H199V255H197ZM151 258H153V257H151ZM211 258V257H210ZM154 259V258H153ZM206 259V258H205Z\"/></svg>",
    "mask_w": 264,
    "mask_h": 264
},
{
    "label": "water",
    "instance_id": "4",
    "mask_svg": "<svg viewBox=\"0 0 264 264\" xmlns=\"http://www.w3.org/2000/svg\"><path fill=\"white\" fill-rule=\"evenodd\" d=\"M75 96L81 98L82 101L88 105V108L102 117L124 137H128L129 139L133 140L147 141L149 144H152L156 140L155 133L151 127L146 125L138 117L121 112L119 108H110L104 106L93 97L90 99V95L88 96L85 93H76ZM93 100L97 103H93ZM146 156L153 159H168L165 153L151 150ZM9 175H11V179H9ZM66 179L71 181L73 184H78L80 188H83L86 192L90 190L89 186L84 184L82 177L79 175L68 173ZM4 180L5 183L9 182L10 188L19 199L32 205L37 210L58 219L63 226L67 228L75 227L92 234L95 232V229L90 227L87 222H80L82 219H84L83 205H81V211L75 215L65 214L59 211L49 212L42 200L37 197H33V195L26 190L24 186L22 166L15 165L7 174L4 175ZM76 194L79 195V193ZM88 210L91 212V207H89Z\"/></svg>",
    "mask_w": 264,
    "mask_h": 264
}]
</instances>
